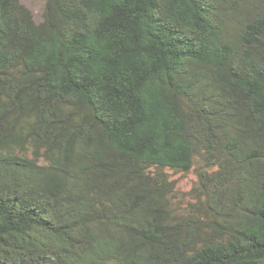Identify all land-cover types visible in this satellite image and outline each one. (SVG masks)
Returning <instances> with one entry per match:
<instances>
[{
  "label": "trees",
  "instance_id": "16d2710c",
  "mask_svg": "<svg viewBox=\"0 0 264 264\" xmlns=\"http://www.w3.org/2000/svg\"><path fill=\"white\" fill-rule=\"evenodd\" d=\"M0 264H264V0H0Z\"/></svg>",
  "mask_w": 264,
  "mask_h": 264
},
{
  "label": "rangeland",
  "instance_id": "374dc122",
  "mask_svg": "<svg viewBox=\"0 0 264 264\" xmlns=\"http://www.w3.org/2000/svg\"><path fill=\"white\" fill-rule=\"evenodd\" d=\"M19 1L31 11L36 22L41 20L45 0ZM163 172L168 182L163 188V194L170 220L180 222L189 215L190 220L205 230L210 229L208 222L215 216L220 222H223L222 216L211 209V203H207V188L209 189L212 185L210 177L213 168L205 166L199 157H195L193 166L186 172L167 168ZM203 173L206 177L201 176ZM224 200L231 203L228 197ZM223 237L226 238V235Z\"/></svg>",
  "mask_w": 264,
  "mask_h": 264
}]
</instances>
